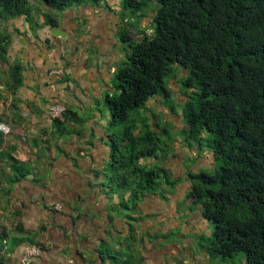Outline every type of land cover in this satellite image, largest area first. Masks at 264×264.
I'll return each instance as SVG.
<instances>
[{
  "label": "crops",
  "instance_id": "1",
  "mask_svg": "<svg viewBox=\"0 0 264 264\" xmlns=\"http://www.w3.org/2000/svg\"><path fill=\"white\" fill-rule=\"evenodd\" d=\"M35 1L30 16L0 25L10 43L7 62H0V124L13 130L12 135H3L0 148V264H19L29 248L40 252L32 264H114L103 248L120 250L119 243L132 233V223L143 264L209 263L207 254L190 250L195 237L213 232L201 206L188 195L191 174L214 167V156L174 139L173 150L161 165L177 184L146 194L132 223L122 206L131 193H113L105 182L103 172L112 160V116L107 108V114L94 108L92 98L113 78L117 59L113 35L122 23L116 13L120 0L77 4L62 13H47L50 8L41 3L36 8ZM48 16H57L65 38L52 34ZM92 57L97 61L91 62ZM15 65L21 66L22 85L13 92L9 78ZM58 69L64 75L53 73ZM14 98L19 101L13 108ZM160 102L155 97L147 106L171 114ZM55 103L65 104L81 119L68 124L65 135L56 132L49 115ZM176 119L182 129L181 116ZM8 154L29 164L26 177L10 181L14 175ZM52 203H62L63 210L55 211Z\"/></svg>",
  "mask_w": 264,
  "mask_h": 264
},
{
  "label": "trees",
  "instance_id": "2",
  "mask_svg": "<svg viewBox=\"0 0 264 264\" xmlns=\"http://www.w3.org/2000/svg\"><path fill=\"white\" fill-rule=\"evenodd\" d=\"M32 1L0 0V25L30 16ZM43 1L62 13L89 0ZM150 3H156L154 35L130 45L131 53L114 76L115 90L104 102L112 116L106 184L113 193H131L122 202L131 223L137 221L134 215L146 194L159 192L162 185L175 187L177 180L161 165L173 150L168 125L162 130L156 117L142 110L152 98L172 99L169 81L184 72L180 84L191 90L179 105L187 124L186 141L201 151L209 147L215 159L214 174H191L188 199L215 225L212 237L200 236V241L212 258L222 255L227 260L245 253L246 264H264V0H124V9L142 18ZM47 18L53 27L58 25L57 16ZM124 33L120 36L125 41L129 33ZM9 45L0 29V62H7ZM21 85V66L15 65L9 89L15 92ZM13 101L14 108L19 100ZM169 108L175 114L173 105ZM80 120L67 106L63 118L53 120L54 128L65 135L67 125ZM3 135L0 132V148ZM8 156L14 175L10 181L26 177L29 164ZM148 159L158 162L143 163ZM131 226L120 250L103 248L114 264H143Z\"/></svg>",
  "mask_w": 264,
  "mask_h": 264
},
{
  "label": "rangeland",
  "instance_id": "3",
  "mask_svg": "<svg viewBox=\"0 0 264 264\" xmlns=\"http://www.w3.org/2000/svg\"><path fill=\"white\" fill-rule=\"evenodd\" d=\"M40 3L42 5L50 8L49 6H47L45 4V2L43 0H36L35 1V7L40 8L42 6ZM88 3L97 4L91 0H89ZM70 7L71 8H77L78 5L72 4ZM119 7H120V9L118 11H116V13H117L118 17H120L122 23L119 26L118 34L113 35V38L117 41V43H115L112 46V51L117 56V59H116L115 63L113 64V78H112L110 84L108 86H106L108 88L105 87V91H103L97 97L95 95H93V98H92V100H93L92 106L94 108L100 109V111L103 114H107V110H106L105 103H104L106 95H107V93L112 94L115 90L116 80H115L114 76H115L118 68L120 67V65L124 61H126L127 55L131 53L130 45L133 43V41L141 40L144 36L152 37L154 35V29H155V25H154L153 19H152L154 11H152V10L156 7V3H150L149 9L145 11L146 16H144L142 18L133 14L131 9L125 10L124 9V0L119 1ZM47 10H48L47 13H49L52 9L50 8ZM47 21H48V18H47ZM126 31H127V33H129L128 38H131V40L128 39L127 36H126L125 41L121 38L120 33L122 34ZM124 34H126V33H124ZM92 50L94 52L97 51V49L94 47H92ZM94 61H97L96 57H92L91 62H94ZM183 74H185V73L181 72L177 79H170V81H169V86L171 87V89L174 92L172 99H170L169 101L170 102L173 101L176 105H174L173 102H171V103L169 101L167 102L163 97H159L160 101H161L160 104L164 108L170 109L169 107L173 105V109H174L173 111L175 112V114L167 115V113L165 111L158 112V110L150 108L148 106H147V109H148L147 114H149L150 116L156 117V122L160 125V128L162 130L165 129V127L168 125V128H169L168 130L171 133V139H173V140L174 139H181L184 142H186L187 124H186L185 120L183 119L182 112H181V109L179 108V105L181 103L186 102L187 97L185 96V93L191 92V90H185L183 85L180 84V78L183 76ZM166 111H168V110H166ZM142 112H147V111L142 110ZM177 115L181 116V118L183 120L182 124L184 126L182 129H178V126L176 125L175 120L180 122L179 119H176L178 117ZM152 122H153V120H152ZM196 147H198V146H196ZM202 152L207 153V154H211L212 156L214 155L212 150L207 146L203 147ZM214 166H215V163H214ZM203 171L212 175V174H214L215 169H214V167H206V168H203ZM105 182H106V180H105ZM191 209H195V206L192 205ZM209 224H210V229L214 234L215 225L212 221H210ZM212 235L209 236V234L206 233V235L204 234L203 236L204 237H212ZM190 250L195 255L207 254L210 258V261L207 264H246V254L245 253H239L233 259H227V260H224V257L222 255H218V256H215L214 258H212L210 256L211 254L208 253L207 244L204 242H201L199 237L198 238L195 237L194 243H193L192 247L190 248ZM185 254L186 253H184V251L181 252V256L185 257ZM201 264H204V263H201Z\"/></svg>",
  "mask_w": 264,
  "mask_h": 264
},
{
  "label": "built area",
  "instance_id": "4",
  "mask_svg": "<svg viewBox=\"0 0 264 264\" xmlns=\"http://www.w3.org/2000/svg\"><path fill=\"white\" fill-rule=\"evenodd\" d=\"M53 73L58 75H64V70L58 69L53 71ZM67 106L63 103H55L52 104L49 107V115L50 117L54 119H60L63 118V114L66 111ZM0 132H2L4 135L8 136L13 133V130L10 126H7L5 124H0ZM51 207L57 211L60 212L63 210V204L62 203H52ZM40 252L38 248H29L22 258L20 259L19 264H32V262L39 256Z\"/></svg>",
  "mask_w": 264,
  "mask_h": 264
},
{
  "label": "water",
  "instance_id": "5",
  "mask_svg": "<svg viewBox=\"0 0 264 264\" xmlns=\"http://www.w3.org/2000/svg\"><path fill=\"white\" fill-rule=\"evenodd\" d=\"M52 34L57 37L61 36L64 38L67 36L58 26L52 28Z\"/></svg>",
  "mask_w": 264,
  "mask_h": 264
},
{
  "label": "clouds",
  "instance_id": "6",
  "mask_svg": "<svg viewBox=\"0 0 264 264\" xmlns=\"http://www.w3.org/2000/svg\"><path fill=\"white\" fill-rule=\"evenodd\" d=\"M6 125V124H5ZM6 136V135H5Z\"/></svg>",
  "mask_w": 264,
  "mask_h": 264
}]
</instances>
